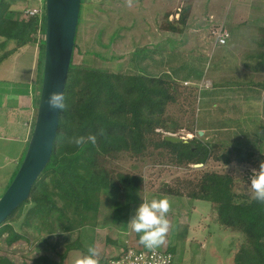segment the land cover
I'll return each instance as SVG.
<instances>
[{
    "label": "rangeland",
    "instance_id": "rangeland-1",
    "mask_svg": "<svg viewBox=\"0 0 264 264\" xmlns=\"http://www.w3.org/2000/svg\"><path fill=\"white\" fill-rule=\"evenodd\" d=\"M7 1L12 10L21 12V19L29 20L25 10L33 8H42L46 16V0ZM81 18L74 56L77 68L162 78L175 89L176 101L157 117L158 124L145 130V148L99 159V166L114 179L120 174L143 179L140 203L132 205L129 221L143 199L167 196L172 201L171 226L157 250H174V264H237L236 255L250 248L248 238L222 225L217 204L191 194L200 192L205 174L218 173L232 177L238 196L254 197L252 169L264 161V0H132L131 7L127 0H88ZM219 26L231 32L226 46H219L213 33ZM16 47L10 42L0 55L13 56L27 45L13 53ZM169 133L194 140V146H208L207 162L179 164L168 148L155 146ZM238 149L252 153L251 160L239 162ZM18 161L17 155L14 162L10 158L7 166L0 167V199ZM241 197L236 200L243 202ZM117 200H127V195L122 192ZM101 201L98 226L84 237L78 214L69 213L68 224L55 220L53 233L48 222L36 219L27 227L24 216L17 214L6 226L24 239L8 244L6 232L0 238V257L16 264H33L42 256L60 262L67 246L81 240L85 252L70 251L65 260L75 264L87 255L92 235L101 264L111 254L120 256L127 246L150 250L139 243V234L112 223L114 200L104 195Z\"/></svg>",
    "mask_w": 264,
    "mask_h": 264
},
{
    "label": "trees",
    "instance_id": "trees-1",
    "mask_svg": "<svg viewBox=\"0 0 264 264\" xmlns=\"http://www.w3.org/2000/svg\"><path fill=\"white\" fill-rule=\"evenodd\" d=\"M87 1L82 0L81 10ZM11 5L7 0H0V52L10 42L17 45L14 53L20 47L39 41L44 61L46 16L24 20L20 17L21 12L12 10ZM81 23L80 12L79 29ZM41 32L44 33L42 40L39 39ZM77 42L76 37L65 90L67 106L61 110L50 163L35 183L30 198L0 225V238L8 232V244L24 239L14 228L6 226L17 214L24 216V225L27 227L32 226L36 219L48 222L53 233L57 231L55 220L62 219L66 224L71 223L69 213H74L79 215L78 227L81 236H86L88 230L93 233L98 226L101 198L104 195L114 200L112 223L122 224V227L127 228L132 205L140 203L143 179L124 174L114 179L107 170L99 166V159L116 152H135L145 148V130L147 132L154 123L158 124L157 117L163 116L169 104L176 101L175 89L162 78L123 74L117 76L98 70L77 68L74 64ZM11 54L12 52H6L0 55V65ZM100 128L105 129L107 136L99 137L95 146L89 144L80 149L70 142L74 136L96 133ZM192 142L195 141L172 143L164 137L155 146L168 148L177 156L179 164H205L211 155L208 146H194ZM237 153V160L241 163L249 162L253 157L252 153L246 155L241 149ZM25 155L8 187L17 175ZM165 191L173 193L170 188ZM122 192L127 195V200H117ZM191 196L217 204L218 218L222 225L237 230L248 238L250 248L236 255L234 261L237 264H264V203L254 197L248 200L247 196H238L234 192L232 177L218 173L205 174L200 184V192ZM238 197L244 198V201L238 202ZM89 243L94 244L93 235L89 237ZM73 250L85 252L81 240L67 246L60 262L42 256L33 264H65L68 253ZM104 262L108 263L107 260ZM0 264L16 263L0 257Z\"/></svg>",
    "mask_w": 264,
    "mask_h": 264
},
{
    "label": "water",
    "instance_id": "water-1",
    "mask_svg": "<svg viewBox=\"0 0 264 264\" xmlns=\"http://www.w3.org/2000/svg\"><path fill=\"white\" fill-rule=\"evenodd\" d=\"M81 5L82 0H46L45 61L40 102L25 158L0 199V225L30 198L35 183L50 163L61 110L50 109L48 98L53 92L65 95ZM166 140L172 143L187 142V138L170 133L166 135Z\"/></svg>",
    "mask_w": 264,
    "mask_h": 264
},
{
    "label": "crops",
    "instance_id": "crops-1",
    "mask_svg": "<svg viewBox=\"0 0 264 264\" xmlns=\"http://www.w3.org/2000/svg\"><path fill=\"white\" fill-rule=\"evenodd\" d=\"M42 37L43 32L39 39L42 40ZM41 50V43L33 42L0 65V167L7 166L10 158L14 162L17 155L20 164L29 147L40 98L38 91L41 81L38 77L42 67ZM16 168L11 170L8 180L12 179Z\"/></svg>",
    "mask_w": 264,
    "mask_h": 264
},
{
    "label": "clouds",
    "instance_id": "clouds-1",
    "mask_svg": "<svg viewBox=\"0 0 264 264\" xmlns=\"http://www.w3.org/2000/svg\"><path fill=\"white\" fill-rule=\"evenodd\" d=\"M131 7L132 0H127ZM224 43V41H221ZM49 108L52 110H64L66 108L65 95L60 92H53L48 98ZM105 129L100 128L96 133L87 135H77L71 138L78 148L83 149L91 144L95 146L99 137H105ZM253 175L250 178V188L254 193V199L264 203V161H261L258 168L252 169ZM172 210V201L164 196L154 198L151 201L144 200L136 210V214L129 221L128 228L139 234V243L147 249L154 250L166 242L167 234L170 230L168 213ZM87 227V226H86ZM75 264H101L100 253L97 247L87 246V255H83L75 260Z\"/></svg>",
    "mask_w": 264,
    "mask_h": 264
},
{
    "label": "built area",
    "instance_id": "built-area-1",
    "mask_svg": "<svg viewBox=\"0 0 264 264\" xmlns=\"http://www.w3.org/2000/svg\"><path fill=\"white\" fill-rule=\"evenodd\" d=\"M44 12L42 8H33L25 10V16L32 18L35 16H43ZM216 36V41L219 46H226L230 39L229 31L219 26L213 32ZM224 41V43H221ZM107 264H174L175 257L171 252L163 250H140L128 248L120 254H114L107 258Z\"/></svg>",
    "mask_w": 264,
    "mask_h": 264
}]
</instances>
